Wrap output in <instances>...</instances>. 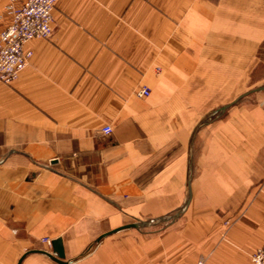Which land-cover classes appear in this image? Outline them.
I'll use <instances>...</instances> for the list:
<instances>
[{
	"label": "crops",
	"instance_id": "0c3cea01",
	"mask_svg": "<svg viewBox=\"0 0 264 264\" xmlns=\"http://www.w3.org/2000/svg\"><path fill=\"white\" fill-rule=\"evenodd\" d=\"M26 48L0 82V264H253L264 0H57Z\"/></svg>",
	"mask_w": 264,
	"mask_h": 264
},
{
	"label": "built area",
	"instance_id": "2783aa9c",
	"mask_svg": "<svg viewBox=\"0 0 264 264\" xmlns=\"http://www.w3.org/2000/svg\"><path fill=\"white\" fill-rule=\"evenodd\" d=\"M57 0H22L10 7L9 24L0 30V82L11 84L27 67L33 52L26 48L32 39H46L53 30V10ZM149 89L142 86L137 94L148 96ZM107 125L101 129L104 134L111 131ZM50 248L51 240L43 238ZM253 264H264V244L250 254ZM198 264H202L198 261Z\"/></svg>",
	"mask_w": 264,
	"mask_h": 264
},
{
	"label": "water",
	"instance_id": "95a60500",
	"mask_svg": "<svg viewBox=\"0 0 264 264\" xmlns=\"http://www.w3.org/2000/svg\"><path fill=\"white\" fill-rule=\"evenodd\" d=\"M189 172H190V167H189ZM172 218L173 216H169L167 219H163V220L168 221V220H171ZM153 222H154L153 220H147V221L139 220L138 222H135V223L126 224L125 226L120 227L118 229H123L125 227L139 228L140 226L151 225ZM39 251L43 252L44 254L49 255L52 259L54 258L57 261H60V259L64 258L62 240L60 238L53 239V241L51 242V251L49 252L45 250H39Z\"/></svg>",
	"mask_w": 264,
	"mask_h": 264
},
{
	"label": "rangeland",
	"instance_id": "374dc122",
	"mask_svg": "<svg viewBox=\"0 0 264 264\" xmlns=\"http://www.w3.org/2000/svg\"><path fill=\"white\" fill-rule=\"evenodd\" d=\"M261 94H264V92ZM169 221H171V220H168V222H167V221H162L160 219H156V220H154V222L151 225H148L146 228H149L151 230L159 229V228H162V227L168 225L170 223Z\"/></svg>",
	"mask_w": 264,
	"mask_h": 264
}]
</instances>
